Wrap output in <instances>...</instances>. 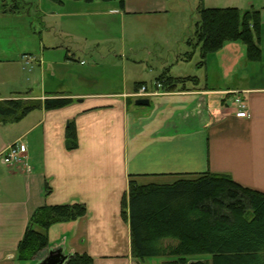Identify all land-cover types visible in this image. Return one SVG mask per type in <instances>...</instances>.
<instances>
[{"label":"crops","instance_id":"0c3cea01","mask_svg":"<svg viewBox=\"0 0 264 264\" xmlns=\"http://www.w3.org/2000/svg\"><path fill=\"white\" fill-rule=\"evenodd\" d=\"M57 1L62 8L55 28L59 33L51 40L41 37L34 45L37 55L21 53L33 58L27 63L31 66L27 73L21 71L25 70L22 60L0 55V63L6 65L0 71V99H44L62 93L73 100L63 108L36 109L18 122L0 123V264H38L52 249L68 256L85 253L92 264H162L161 258L142 262L132 255L129 223L121 216L128 181L132 176L138 181L170 180L158 182L166 184L210 172L229 175L238 184L264 194V71H250L262 54L259 61L244 64L245 47L228 42L202 65L196 63L198 72L192 71L188 61L199 49L188 43L192 36L162 53L157 32L166 23L160 16L166 8L162 0H124L123 10L118 0ZM259 11L260 46L264 5ZM92 14L117 15L121 39L126 34L128 39H138L131 38L114 51L123 73L118 91L107 90L104 78L95 73L102 66L98 60L107 59H95L93 43L67 23V19ZM86 26L82 23L81 29ZM12 36L0 31V46ZM7 48L0 47V53ZM83 54L92 62L78 57ZM146 69L153 71L152 80L144 79ZM164 72L193 80L185 82L184 90L163 88L148 97V106L136 105L139 86H152ZM237 95L248 107V117L235 116ZM70 122L75 125L77 147L67 150L65 130ZM12 144L23 151L19 167L2 162ZM74 202L83 203L86 214L51 225L46 251L35 260L19 261L17 247L32 213L41 206Z\"/></svg>","mask_w":264,"mask_h":264},{"label":"trees","instance_id":"16d2710c","mask_svg":"<svg viewBox=\"0 0 264 264\" xmlns=\"http://www.w3.org/2000/svg\"><path fill=\"white\" fill-rule=\"evenodd\" d=\"M118 4L125 8L124 0H118ZM17 10L15 2L3 13ZM198 15L194 36L188 40L192 47H199L198 65L228 42L242 43L248 61L261 59L259 10L241 12L231 6L210 8L199 4ZM157 80L171 91L179 86L184 90L185 82L193 78H175L164 72ZM72 101L62 93L44 99H0V123H15L33 110L59 109ZM64 146L67 150L77 147L73 122L66 127ZM86 212V206L79 202L38 207L18 244L17 259H37L49 246L47 231L51 225L75 221ZM121 216L129 223L131 252L139 261L164 258L162 264H264V194L238 184L229 175L206 172L166 184H144L132 176L121 199ZM92 261L83 253L69 256L65 264Z\"/></svg>","mask_w":264,"mask_h":264},{"label":"rangeland","instance_id":"374dc122","mask_svg":"<svg viewBox=\"0 0 264 264\" xmlns=\"http://www.w3.org/2000/svg\"><path fill=\"white\" fill-rule=\"evenodd\" d=\"M162 1L165 3L166 8H164L165 11L160 13L161 14L160 16L162 17L163 20H166V23L164 25H161V28H159L157 31L158 36L160 38L159 45L162 49V53L167 51V49L169 48L175 49L178 45H180L181 40L194 36L193 34L195 31V25L199 21V15H198L199 4L210 8L234 6L237 7V9L241 12L249 8H254L259 10V8L264 5V0H162ZM15 2L18 5V10L16 12L3 13L4 8L10 9V7H12L13 4H15ZM99 2L106 3L103 1H99ZM61 9L62 8L60 7L59 2L57 0H4L3 2L1 1L0 31L6 33H12L13 36L11 38V41L8 40L2 41L0 47L2 48V46L4 47L7 46L8 48L3 52H1L0 55H2L3 57H9L10 59H14V60H22L21 53L23 52L24 53L32 52L33 54L37 55V53L34 52L35 49L34 45L35 43L36 44L38 43V40H40L41 37L49 40L54 39L55 37L54 34L56 33L55 28L59 27V21H60L59 10ZM67 23H71L70 25L75 26V29H73L75 33L84 34L87 37L88 41L90 43H93L92 46H93L95 59H99L102 56L104 57V59H107L106 61L98 60V62L102 66L98 67L95 70V73L97 76L104 78L103 86L105 87L108 86L107 90L118 91V89H120V87L122 86L123 73L120 65L116 64L115 62L116 58H118L119 60L120 57H116L114 53L118 52L122 48V44H124V42L127 45L128 41H130V39L132 38L131 36L128 39L129 34L128 35L126 34L125 39L123 40L121 39L122 37L121 22L118 16L114 14H110V15L92 14L89 17L80 15L77 17L67 19ZM82 23H85L87 25L85 30L81 29ZM126 32H128L127 29ZM149 32H150L149 33L150 38H153V32H151L150 30ZM80 40L81 39H78V41ZM132 40L137 41L138 39L137 37L135 38L133 37ZM241 45L243 44L241 43ZM259 47L261 48L262 60L259 61L258 63H253V65L250 67V71L257 74H262V72L264 71V42L261 43ZM199 54H200L199 49H197L195 56L194 57L192 56L191 60L188 61L189 65L191 64L193 66L192 71L198 72V69L195 65L200 60ZM78 57H80V59H84V61H86L87 64L90 63V61L92 62L90 57H86L84 54L78 55ZM22 62L23 63L21 64L25 70L21 69V71L23 73H27L26 70L28 68H31V66H28L27 63H25V61L23 60ZM106 62L107 65H105ZM244 62H247L244 64L250 63V61L247 60V57L244 58ZM208 65L210 70L212 68V62L208 63ZM78 66L80 65L78 64ZM185 66L187 68V65ZM213 67H214V63H213ZM4 68H6V65L0 63V71ZM241 68L242 65H240L238 69ZM73 70L75 72H78V67L74 66ZM176 71H177V67L173 69V72ZM144 79H147L148 81L149 79L152 80L153 71L146 69L144 71ZM231 80L235 82L234 76L231 78ZM145 85L148 87V89L153 88V84L152 86L147 84ZM0 87H2L1 84ZM235 98H234V106L235 109H237ZM241 99L243 100L242 97ZM243 103L245 104V102ZM228 105L230 106V104ZM139 181L140 183L145 184V183H153V182L162 183L164 181H170V180L142 178ZM166 243H173V241L167 240ZM199 257L200 256L195 258L198 259ZM158 259L160 258H156L155 260Z\"/></svg>","mask_w":264,"mask_h":264},{"label":"built area","instance_id":"2783aa9c","mask_svg":"<svg viewBox=\"0 0 264 264\" xmlns=\"http://www.w3.org/2000/svg\"><path fill=\"white\" fill-rule=\"evenodd\" d=\"M21 59L25 61V63H28L30 61H33L32 56L28 54H23L21 56ZM163 89V82L162 81H155L153 84L152 89H148L146 85H141L138 88V91L135 93V96L137 97H150L153 95H157L159 90ZM240 96H237L235 98L236 103V117H247L249 115L247 106L242 102ZM2 162L8 166L12 167H19L21 164L23 165V151L17 144H12L6 148L2 155Z\"/></svg>","mask_w":264,"mask_h":264},{"label":"water","instance_id":"95a60500","mask_svg":"<svg viewBox=\"0 0 264 264\" xmlns=\"http://www.w3.org/2000/svg\"><path fill=\"white\" fill-rule=\"evenodd\" d=\"M135 104L138 106H148L150 101L147 98H139L135 100ZM68 257L60 249H52L48 251V254L38 264H65Z\"/></svg>","mask_w":264,"mask_h":264}]
</instances>
